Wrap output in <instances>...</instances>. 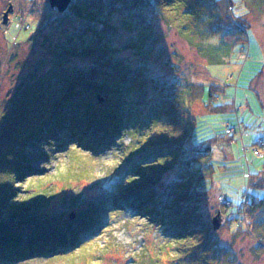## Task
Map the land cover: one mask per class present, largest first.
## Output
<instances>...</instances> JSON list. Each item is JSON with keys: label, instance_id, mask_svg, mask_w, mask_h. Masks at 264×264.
<instances>
[{"label": "trees", "instance_id": "16d2710c", "mask_svg": "<svg viewBox=\"0 0 264 264\" xmlns=\"http://www.w3.org/2000/svg\"><path fill=\"white\" fill-rule=\"evenodd\" d=\"M222 2L72 0L64 12L37 26L39 30L53 24L63 35L44 63L36 64L14 85L1 110L0 264L88 250L94 234L115 215L110 208L146 216L159 225L172 249L176 246L172 251L177 264H218L227 257L232 248L220 244L204 200L215 183L214 145L224 139L231 144L227 137L233 133L226 132V124L224 135L195 141L196 116H191L196 104L206 108L219 94L213 84L206 89V84L182 74L158 71L152 60L157 39L154 20L176 28L201 49L224 27L222 18L232 21L229 12L221 10ZM263 2L253 0L256 6ZM123 26L137 30L133 48H139L140 55L136 60L124 55L115 43ZM93 126L96 135L90 140ZM57 131L70 140L78 139L79 146L93 153L105 149L112 140L119 145L117 141L126 131L131 141L121 149V164L110 173L113 185L106 196L73 200L71 210L61 207L57 214L39 205L56 194L36 192L15 203L17 211L5 220L3 214L14 205L12 199L17 195L13 184L27 172L34 173L25 147L47 141ZM60 145L67 148L69 143L63 140ZM41 177L48 179L49 175ZM110 194L114 195V205L104 198ZM70 195L66 192L61 197L68 196L70 202ZM257 202L246 209L245 217L250 219L249 231L256 230L260 245L264 240V200ZM189 254L194 262L189 263Z\"/></svg>", "mask_w": 264, "mask_h": 264}, {"label": "rangeland", "instance_id": "374dc122", "mask_svg": "<svg viewBox=\"0 0 264 264\" xmlns=\"http://www.w3.org/2000/svg\"><path fill=\"white\" fill-rule=\"evenodd\" d=\"M10 4L8 22L4 23V12ZM221 4V10L226 9L232 21L222 18L224 27L210 36L201 49L176 28L154 20L157 39L152 60L158 71L182 74L189 80L206 84V89L213 84L219 94L213 101L221 104L220 107L210 103L205 108L200 103L190 112L196 116L195 141L224 135L226 124L237 130L227 137L231 138V144L224 139L214 145L215 183L204 200V209L212 221L220 212V226L215 228L220 244L232 248L218 264H264V240L260 245L257 243L258 234L255 229L249 231L250 219L245 217L247 208L255 206L257 200H264V145L258 141L264 140V93L257 94V89L264 90V2L256 6L253 0H223ZM57 12L58 8H53L49 0H0V114L14 85L36 64L44 63L42 60L63 35L53 24L36 29ZM26 24L31 27L27 28ZM120 30L116 45L124 55L136 60L140 55V49L133 48L137 30L126 26ZM62 132L57 131L52 139L48 138L51 141L46 138L47 141L25 147L30 171L34 173L27 172L13 184L18 188L17 195L12 199L14 205L3 214L5 220H10L17 211L15 203L28 200L36 192L56 194L39 205L57 214L61 207L71 210L73 200L76 203L81 199L100 198L113 185L110 173L121 164L124 155L121 149L131 141L126 131L118 139L119 145L112 140L98 153L82 148L78 139L70 140ZM95 135L96 126H93L89 129L90 140ZM63 140L69 143L67 148L60 145ZM43 174L49 178L41 177ZM66 192L72 194L70 202L68 196L61 197ZM105 196L106 201L115 204L114 195ZM109 212L115 215L108 217L94 234L88 250L83 248L72 255L17 264H136L138 261L177 264L178 258L173 252L176 246L172 249V242L159 225L152 224L146 216L128 211L110 208ZM191 254L187 256L189 263L194 262Z\"/></svg>", "mask_w": 264, "mask_h": 264}, {"label": "water", "instance_id": "95a60500", "mask_svg": "<svg viewBox=\"0 0 264 264\" xmlns=\"http://www.w3.org/2000/svg\"><path fill=\"white\" fill-rule=\"evenodd\" d=\"M72 0H49L51 6L53 8H58V10L60 12H64L68 6L70 5ZM12 9V4H10V6L8 7V9L4 12V23L8 22V16H9V12ZM213 224L215 228H219L220 226V212L218 213V215L213 217Z\"/></svg>", "mask_w": 264, "mask_h": 264}, {"label": "built area", "instance_id": "2783aa9c", "mask_svg": "<svg viewBox=\"0 0 264 264\" xmlns=\"http://www.w3.org/2000/svg\"><path fill=\"white\" fill-rule=\"evenodd\" d=\"M234 127H235V126H234ZM234 127L229 126V129H227L226 132H227V133H231V134L234 133V132H236V130H235L236 128H234ZM258 141L260 142L261 145H264V140H263V139L260 138ZM258 141H257V142H258ZM255 149H256V151H258L257 148H255ZM222 199H223V198H222ZM229 204H230V203L227 202V205H229Z\"/></svg>", "mask_w": 264, "mask_h": 264}, {"label": "flooded vegetation", "instance_id": "af4514ba", "mask_svg": "<svg viewBox=\"0 0 264 264\" xmlns=\"http://www.w3.org/2000/svg\"><path fill=\"white\" fill-rule=\"evenodd\" d=\"M263 93H264V90H263V89H262V91H260V90L257 89V94H258L259 96H262Z\"/></svg>", "mask_w": 264, "mask_h": 264}]
</instances>
